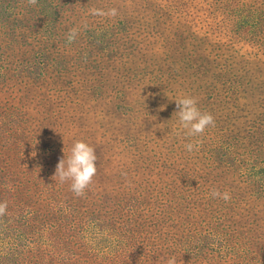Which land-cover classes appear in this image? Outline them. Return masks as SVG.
Here are the masks:
<instances>
[{"label": "rangeland", "instance_id": "rangeland-1", "mask_svg": "<svg viewBox=\"0 0 264 264\" xmlns=\"http://www.w3.org/2000/svg\"><path fill=\"white\" fill-rule=\"evenodd\" d=\"M83 1L118 15L87 14L82 1L63 7L62 34L45 54L30 37L1 62L0 174L15 191L58 184L59 219L62 197L84 216L96 200L105 214L87 232L71 230L76 244L65 234L39 244L71 264H264V0ZM72 27L80 31L68 43ZM58 57L68 65L50 62ZM63 67L73 85L56 91ZM183 95L215 126L187 136L174 115ZM76 140L97 156L82 197L53 179Z\"/></svg>", "mask_w": 264, "mask_h": 264}, {"label": "trees", "instance_id": "trees-1", "mask_svg": "<svg viewBox=\"0 0 264 264\" xmlns=\"http://www.w3.org/2000/svg\"><path fill=\"white\" fill-rule=\"evenodd\" d=\"M3 1L0 0V82L3 80L1 75L4 68L2 69L1 62L3 57L7 55L6 49H13L15 45H19L23 43V40L31 37L34 41L31 43H41L34 50V53L38 55L45 54L46 49H48L47 42L59 36L60 33L62 34L58 17L63 7L66 11V7L74 8L75 5L77 6L78 1H82V7L87 14H90V9L93 7L98 8L83 0H38L36 6L28 5L27 0ZM66 28H68V25L65 26V31ZM84 36L87 40H90L94 34L91 31ZM62 58L51 59L50 62L56 63L58 61L60 66L66 67L69 62L63 60L61 64ZM22 60L16 61V65L19 64L18 70L26 69V65ZM64 67L60 71V81L56 91L64 89L69 83L73 85L72 81L74 79L65 74L69 69ZM38 77H41V75ZM37 78L35 81H37ZM246 173L248 172L246 171ZM248 175L251 178L255 177L250 173ZM4 176L5 174H0V202L7 201L8 208L6 214L0 216V264H71L66 263L70 260L69 256L62 252L49 251L48 247H53V245H40L37 238L40 236L49 239L48 236H51L52 244H54L55 235H61V237L63 234L74 236L71 234V230L77 229L83 232L91 230L97 226L100 217L105 215L100 203L91 199V204H88L90 216H84L81 203L73 204L68 198V204H64L65 199L62 197L63 203H60V206L64 207L62 209L64 214L59 219V217L53 215L52 207L53 202L58 200L55 198V194L61 189L58 184H51V186L44 187L42 192L33 193L30 189H25L22 182L19 185V190L15 191L13 186L6 182ZM253 182L256 183V180ZM25 193L32 195V198L36 201L41 199L43 204L38 205L34 202L27 204L22 197V194ZM74 217L81 220L77 221ZM58 230L61 233H58ZM97 233L98 231H95L94 234ZM77 237L78 235L74 236V244H76ZM79 244L82 245V243ZM62 248H64L63 245ZM89 259L90 257L86 260ZM72 262L77 264L73 257Z\"/></svg>", "mask_w": 264, "mask_h": 264}, {"label": "clouds", "instance_id": "clouds-1", "mask_svg": "<svg viewBox=\"0 0 264 264\" xmlns=\"http://www.w3.org/2000/svg\"><path fill=\"white\" fill-rule=\"evenodd\" d=\"M28 5L36 6L38 0H27ZM90 14L94 16L115 18L118 15L116 8L99 9L93 7L90 9ZM87 27V25H85ZM80 29L72 27L66 34L68 43H73ZM176 112L174 115L178 117L179 125L186 130V135L195 137L202 135L210 126H215V118L211 113L202 112L198 107V100L195 97L183 95L176 100ZM199 142L186 143L185 149L188 152L198 150ZM97 174V156L95 149L83 140L74 141L70 152L64 158H61L56 166L54 180L60 183L70 182V190L77 197L85 195V190L93 183V178ZM212 198H219L225 202L230 201L231 195L229 192H221L213 188L210 192ZM8 202H0V216H4L7 212ZM166 264H177L176 258L170 257L166 260Z\"/></svg>", "mask_w": 264, "mask_h": 264}]
</instances>
